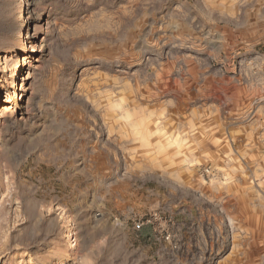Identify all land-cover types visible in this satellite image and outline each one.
Instances as JSON below:
<instances>
[{"label": "rangeland", "instance_id": "rangeland-1", "mask_svg": "<svg viewBox=\"0 0 264 264\" xmlns=\"http://www.w3.org/2000/svg\"><path fill=\"white\" fill-rule=\"evenodd\" d=\"M0 264H264V0H0Z\"/></svg>", "mask_w": 264, "mask_h": 264}, {"label": "built area", "instance_id": "built-area-1", "mask_svg": "<svg viewBox=\"0 0 264 264\" xmlns=\"http://www.w3.org/2000/svg\"><path fill=\"white\" fill-rule=\"evenodd\" d=\"M146 223H150V221L147 220ZM143 225H144V222L138 221L137 223L134 224V227L136 229H140ZM166 239H168V237H166Z\"/></svg>", "mask_w": 264, "mask_h": 264}, {"label": "bare ground", "instance_id": "bare-ground-1", "mask_svg": "<svg viewBox=\"0 0 264 264\" xmlns=\"http://www.w3.org/2000/svg\"><path fill=\"white\" fill-rule=\"evenodd\" d=\"M25 47H26V46H25ZM25 49H26V48H25ZM24 51H25V50H24ZM24 51H23V52H24ZM14 84H15V83H14ZM13 86H15V85H13Z\"/></svg>", "mask_w": 264, "mask_h": 264}]
</instances>
